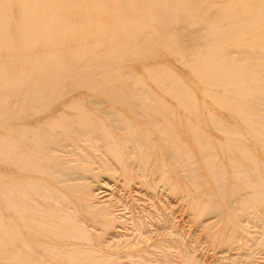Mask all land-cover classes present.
I'll return each mask as SVG.
<instances>
[{
	"label": "rangeland",
	"instance_id": "1",
	"mask_svg": "<svg viewBox=\"0 0 264 264\" xmlns=\"http://www.w3.org/2000/svg\"><path fill=\"white\" fill-rule=\"evenodd\" d=\"M0 264H264V0H0Z\"/></svg>",
	"mask_w": 264,
	"mask_h": 264
}]
</instances>
